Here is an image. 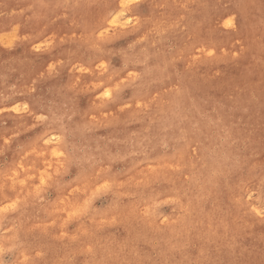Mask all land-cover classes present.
Instances as JSON below:
<instances>
[{
	"label": "rangeland",
	"instance_id": "374dc122",
	"mask_svg": "<svg viewBox=\"0 0 264 264\" xmlns=\"http://www.w3.org/2000/svg\"><path fill=\"white\" fill-rule=\"evenodd\" d=\"M0 1V264H264V0Z\"/></svg>",
	"mask_w": 264,
	"mask_h": 264
},
{
	"label": "bare ground",
	"instance_id": "6f19581e",
	"mask_svg": "<svg viewBox=\"0 0 264 264\" xmlns=\"http://www.w3.org/2000/svg\"><path fill=\"white\" fill-rule=\"evenodd\" d=\"M89 1H90V0H89ZM101 1H102V0H101ZM112 1H113V0H112ZM117 1H118V0H117ZM0 2H1V1H0ZM81 2H82V1H81ZM90 2H91V1H90ZM129 2H130V1H129ZM150 2H151V1H150ZM8 3H9V2H8ZM84 3H85V1H84ZM107 3H108V2H107ZM27 4H28V3H27ZM103 4H104V3H103ZM108 4H109V3H108ZM151 4H152V3H151ZM151 4H150V5H151ZM6 5H7V4H6ZM4 6H5V5H4ZM39 6H41V4H40ZM84 6H85V5H84ZM99 6H100V5H99ZM59 7H60V6H59ZM102 7H103V6H102ZM102 7H101V8H102ZM104 7H105V6H104ZM119 7H120V5H119ZM1 8H2V7H1ZM61 8H62V7H61ZM98 8H99V7H98ZM80 9H81V8H80ZM16 10H17V9H16ZM50 10H51V9H50ZM116 10H117V9H116ZM14 11H15V10H14ZM51 11H52V10H51ZM51 11H50V12H51ZM124 11H125V10H124ZM1 12H3L2 9H1ZM73 12H74V11H73ZM90 12H91V11H90ZM150 12H151V11H150ZM6 13H8V12H6ZM9 13H10V12H9ZM113 13H114V12H113ZM113 13H112V14H113ZM2 16H3V15H2ZM8 16H9V15H8ZM17 16H18V14H17ZM17 16H16V17H17ZM111 16H112V15H111ZM18 17H19V16H18ZM74 18H75V17H74ZM53 19H54V18H53ZM84 19H85V18H84ZM9 20H10V19H9ZM9 20H8V21H9ZM155 20H156V19H155ZM0 21H1V20H0ZM64 21H65V18H64ZM4 22H5V21H4ZM81 22H82V21H81ZM84 22H85V21H84ZM130 23H131V22H130ZM1 24H2V23H1ZM80 24H81V23H80ZM128 24H129V23H128ZM16 25H17V24H16ZM56 25H57V24H56ZM78 25H79V24H78ZM2 26H3V25H2ZM49 26H50V25H49ZM82 26H84V25H82ZM89 26H90V25H89ZM11 28H12V27H11ZM47 28H48V27H47ZM49 29H50V28H49ZM81 29H82V28H81ZM15 31H16V30H15ZM44 32H45V31H44ZM51 32H52V31H51ZM4 33H6V32H4ZM63 33H65V32H63ZM67 35H68V34H67ZM74 35H75V33H74ZM14 36H15V35H14ZM45 36H46V35H45ZM78 36H79V35H78ZM17 37H18V36H17ZM39 37H40V36H39ZM47 37H48V35H47ZM15 38H16V37H15ZM19 38H20V37H19ZM2 39H3V38H2ZM46 39H48V38H46ZM12 40H13V39H12ZM40 41H41V40H40ZM69 42H70V41H69ZM6 43H7V42H6ZM2 44H3V43H2ZM10 44H12V43H10ZM10 44H9V45H10ZM34 44H35V43H34ZM34 44H33V46H34ZM3 45H4V44H3ZM41 45H42V44H41ZM28 46H29V45H28ZM63 46H64V45H63ZM199 50H200V49H199ZM207 51H208V50H207ZM88 52H89V51H88ZM82 53H83V52H82ZM83 54H84V53H83ZM68 61H69V60H68ZM184 233H185V232H184ZM187 236H188V235H187ZM185 264H186V263H185Z\"/></svg>",
	"mask_w": 264,
	"mask_h": 264
}]
</instances>
